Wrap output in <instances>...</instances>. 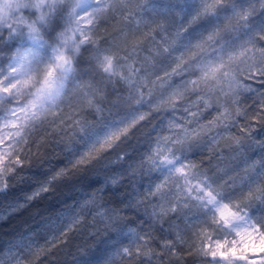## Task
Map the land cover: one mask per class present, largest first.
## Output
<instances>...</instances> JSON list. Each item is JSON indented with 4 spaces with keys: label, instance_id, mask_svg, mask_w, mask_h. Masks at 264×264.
<instances>
[{
    "label": "snow or ice",
    "instance_id": "snow-or-ice-1",
    "mask_svg": "<svg viewBox=\"0 0 264 264\" xmlns=\"http://www.w3.org/2000/svg\"><path fill=\"white\" fill-rule=\"evenodd\" d=\"M84 56L88 105L103 96L125 115L55 179L107 155L125 191L111 207L104 187L88 192L43 238L17 234L0 264H35L89 214L113 232L104 264H264V156L249 158L264 150V0H0V193L28 179L48 136L71 130L48 116ZM52 179L32 181L0 222Z\"/></svg>",
    "mask_w": 264,
    "mask_h": 264
},
{
    "label": "clouds",
    "instance_id": "clouds-1",
    "mask_svg": "<svg viewBox=\"0 0 264 264\" xmlns=\"http://www.w3.org/2000/svg\"><path fill=\"white\" fill-rule=\"evenodd\" d=\"M88 69V58L84 56L72 78L66 81L65 94L59 106L48 116L49 121L55 119L58 114L65 119H69L71 123L68 128L71 130L67 134L60 131L48 136L47 143L41 147L42 155H33L30 166L24 169V173L32 169L39 170L32 173L37 177L33 181L47 182L49 178H53L52 183L49 185L52 190L31 203L19 216L24 224L30 225L28 231L38 232L41 238L47 232V225L53 221H58L61 216L74 212L88 192L98 187H104L106 206L111 207L120 203V194L125 191L122 185L117 188L110 184V177L114 169L104 166L109 159L107 155L103 160L95 161L87 169H74L69 171L67 175H61L59 179H55L59 169H66L72 165L76 157L88 150L93 143L97 142L125 115L120 108L110 104L103 96H97L93 106L88 105L84 95L86 89L81 86L82 82L89 78ZM44 127L48 130L51 129L50 124H46ZM44 127L37 130L38 135L44 134ZM130 143H135V140ZM120 147L121 145L114 146L113 154ZM196 151H199V149ZM261 156H264V150L262 149L256 151L255 148L253 152L249 153V158ZM243 162L240 161L239 163ZM144 182L147 183V181ZM38 186L39 184L32 182L26 190V194ZM254 211L257 214L264 212V206H257ZM89 221H92L91 214L88 215L81 228L84 230L91 229L95 233L91 236L96 239L97 244L106 239L111 240L113 232L107 224L101 222L99 218H96L92 223H89ZM111 227L116 228L119 225H112ZM219 227L223 229L224 233H227V235H223V239L232 243L239 241V237L234 231L230 232L228 227L224 225ZM41 229H45V231L42 232ZM17 233L27 235V233L20 232V230ZM80 234L83 235V232ZM109 252L98 261V264H104Z\"/></svg>",
    "mask_w": 264,
    "mask_h": 264
},
{
    "label": "trees",
    "instance_id": "trees-1",
    "mask_svg": "<svg viewBox=\"0 0 264 264\" xmlns=\"http://www.w3.org/2000/svg\"><path fill=\"white\" fill-rule=\"evenodd\" d=\"M38 169H32L30 171H26L24 173L25 177L28 179H24L20 182H13L14 186L10 187L7 192L0 193V210L9 205L11 202H14L20 199L22 196L26 194V190L29 188V185L35 180L37 177L32 173L38 172ZM34 214V213H33ZM20 213L10 217L8 220L0 223V250L5 245V243L10 240L12 237L16 236L18 231L24 232L25 230H29L30 225L24 224L22 219H19ZM27 219V217H25ZM72 244V243H70ZM67 245L64 247H57L54 251L53 257L52 255H48L44 261V264H84L82 263L84 256L77 252V248H74V245ZM70 246V249H69ZM86 246V245H84ZM77 256V257H76ZM191 261H189L190 263Z\"/></svg>",
    "mask_w": 264,
    "mask_h": 264
},
{
    "label": "rangeland",
    "instance_id": "rangeland-1",
    "mask_svg": "<svg viewBox=\"0 0 264 264\" xmlns=\"http://www.w3.org/2000/svg\"><path fill=\"white\" fill-rule=\"evenodd\" d=\"M249 103H251V101H249ZM155 115V114H154ZM165 116H167V114H165ZM153 123H158L159 122V118L157 117V119L155 121H152ZM152 125L151 123L148 124V127L150 128ZM233 131H235V129H233ZM255 135L260 136V133L258 135V133H256ZM261 135H264V132L261 133ZM256 151H260L259 148H256ZM204 157H207L208 154L204 153L203 154ZM205 163H207V160H205ZM23 196L14 201L11 202L9 205L3 207L0 210V213L4 212L7 208L13 206L16 202L22 200ZM1 223V222H0ZM90 230V229H89ZM89 230H84L81 229L80 232H73L70 233L69 238L67 241H65L64 243L60 244L58 247H62L64 249V247L68 248V245L70 243V245H74V248H77V252H80L84 258L81 260L83 261L82 263L84 264H98V261L101 260L108 251H110L111 249V245H112V241L111 240H104L100 243H96V239L90 235H88ZM83 232V235H81L80 233ZM17 236V235H16ZM14 236V237H16ZM12 237L10 240H8L5 245L2 247V250H6L7 245L13 240ZM40 243H43V240L41 239ZM86 245V246H84ZM70 249V246H69ZM55 249L52 250V252L41 255L37 260H36V264H44L42 261L45 260V258L50 254L52 255L51 258L53 257ZM77 257V256H76ZM194 258H190V263L192 264ZM0 261H6V256L4 255H0Z\"/></svg>",
    "mask_w": 264,
    "mask_h": 264
}]
</instances>
